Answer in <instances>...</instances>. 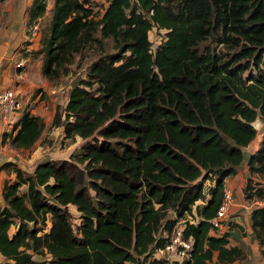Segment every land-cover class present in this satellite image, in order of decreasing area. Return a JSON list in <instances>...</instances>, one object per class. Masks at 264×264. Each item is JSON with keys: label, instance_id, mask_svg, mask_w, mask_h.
Segmentation results:
<instances>
[{"label": "trees", "instance_id": "obj_1", "mask_svg": "<svg viewBox=\"0 0 264 264\" xmlns=\"http://www.w3.org/2000/svg\"><path fill=\"white\" fill-rule=\"evenodd\" d=\"M103 2L98 13L93 0H55L47 77H57L98 30L117 48L101 54L55 110L51 126L62 124L64 138H84L79 150L39 160L32 170L15 165L6 180L0 251L13 259L7 264H35L40 250L52 255L50 264H139L142 257L165 264L154 252L170 240L178 217L194 210L199 220L183 230L192 247L179 264L245 257L230 229L213 232L209 218L226 177L247 163L264 168V133L248 162L243 149L264 116V0ZM46 4L34 0L31 19ZM156 26L165 33L154 47L149 32ZM209 36L220 46H202ZM45 126L26 107L12 145L33 146ZM207 179L214 183L206 192ZM257 190L264 193H250ZM245 192L250 196L248 186ZM70 203L80 211L76 228ZM252 220L262 244L264 205Z\"/></svg>", "mask_w": 264, "mask_h": 264}, {"label": "rangeland", "instance_id": "obj_2", "mask_svg": "<svg viewBox=\"0 0 264 264\" xmlns=\"http://www.w3.org/2000/svg\"><path fill=\"white\" fill-rule=\"evenodd\" d=\"M3 1L6 0H0V31L9 29V24L13 19L10 21L8 20V16L10 14V9H5L4 11L1 10L3 6L1 5ZM10 2V0H8ZM13 1V0H12ZM18 0H15V4L11 2L12 5H17ZM176 1V0H175ZM33 1L31 5H29L22 13V11L18 12V7H15L16 14L18 19L22 21V17L25 19V29H24V38L23 41L18 44L17 47L11 48L13 54V57L10 59L14 60L13 62L16 63L17 60L21 59L22 66H20L23 69H26L27 67H30L32 71L38 72L40 75L43 73V64L46 57V51L48 47V40L51 33V27H52V15L55 5V0H47L46 9L43 15L32 18L30 17L31 7H32ZM93 5L97 8L96 10L101 12L102 7L104 5L103 0H93ZM18 6V5H17ZM9 8V7H8ZM96 11V12H97ZM41 17V19H39ZM40 23H38V21ZM35 22L38 23L37 26H35ZM165 30L164 28L159 27H153L150 32V38L154 44V47L164 38ZM207 43H211L212 45L220 46L221 43L217 41V36H209L204 41L201 42V45H205ZM117 44L116 41L111 36H104L100 33L98 30L94 37L90 39L85 46L78 52H75L73 59L71 62H67L65 66L62 68L60 74L57 77L49 78V82L55 84L59 87L61 86L60 90V96H61V102L65 101V97L67 96V93L69 89L72 87V85L77 82L80 78L87 79L89 78L88 72L91 68V65L93 62L103 53L111 52L116 50ZM18 62V61H17ZM9 86L18 89L19 87L13 83ZM97 82H93L92 85L89 86V88L92 91L97 90ZM39 89H43V87H39ZM46 91V90H45ZM58 90H56L57 92ZM58 93V92H57ZM44 95V93L42 94ZM260 117V114L257 116L256 119ZM262 122L260 121L258 123V126H261ZM15 133V132H14ZM55 133L56 137L58 138L59 134ZM262 134L260 136L258 135V131L256 134V138L262 137ZM13 135V134H12ZM11 138H5L3 137L0 141V150L3 152H6V154H9L11 156L12 163H8L4 166V173L5 175L0 178V185L3 186L8 179H13L15 177V174L13 173L11 176L12 171H14L15 165H19L23 168H26L27 166L32 167L31 165L35 164V161L39 159H46V157L51 156L53 158H57L56 156H59L62 153H66L69 157L73 155V152L79 150L82 143L85 141L84 138H82L80 135H76L74 138H64V135L61 134V136L56 141H52L53 139H50V142L48 141L49 138L47 136L41 138L40 143L43 144L44 142L48 143V146L46 143H44L45 148H40L43 151L46 149L45 155L44 153L40 155L38 158L33 157L31 154V150L33 149H20L12 145ZM255 138V139H256ZM252 141V142H251ZM249 144L244 146V149L246 151L245 159L248 162L249 156L251 153L255 152L258 148L257 142L251 140ZM37 143L36 145H38ZM249 151V153H247ZM41 153V152H40ZM39 153V154H40ZM49 158V157H48ZM61 158V157H58ZM27 169V168H26ZM232 179H225V182H233V191H234V204L231 208L232 212L229 214V223L226 226L223 225L222 228L214 229L212 230L215 233H224L225 231H228L229 229H233V232H231L232 235V241L235 242V244H239L244 247L246 251V256L243 258H237L230 262H218L216 257L210 261H208L206 264H264V242L261 244V241L252 226V213L254 208L257 206L264 205V193L257 190L256 194H252L250 192H254L255 188L257 187H263L264 188V168L260 170H253L249 167L248 163L246 165V170L244 172H239L234 178L233 175L230 177ZM211 182L213 184L214 181H211L207 179L205 181L206 192L208 191V186L211 185ZM248 183V185H247ZM231 184V183H230ZM245 186H248V193L250 196L247 195L245 192ZM206 200V199H204ZM260 201L262 204H260ZM197 203H203L201 201H197ZM196 206V205H195ZM70 207V206H69ZM72 221L74 223L75 228L77 227L78 223L81 221L78 214H75L72 212ZM79 213V212H77ZM170 216H175L174 211H170ZM200 218V215L197 213V211L194 210L192 213H186L183 216L178 217L177 222H179L178 225L183 223V219H188L192 222H197ZM51 221L48 219V225H50ZM234 223H238V225H235ZM13 229V227H12ZM46 229L48 230V226H46ZM262 235L264 236V227H262ZM154 255L157 256L156 251L154 252ZM160 255V252L158 253ZM164 255H166L168 258L164 257L163 259L171 262L167 264H179V260H182V257H179L177 254H172L171 252H166ZM35 256L38 257V262L42 264H50V258L52 255L44 250L36 251ZM163 255H161L162 259ZM151 257H142L141 262L145 264H151ZM187 258V257H186ZM176 262V263H174ZM165 263V264H166Z\"/></svg>", "mask_w": 264, "mask_h": 264}, {"label": "crops", "instance_id": "obj_3", "mask_svg": "<svg viewBox=\"0 0 264 264\" xmlns=\"http://www.w3.org/2000/svg\"><path fill=\"white\" fill-rule=\"evenodd\" d=\"M13 1L10 0L9 2L8 0H6V1H3V3L1 4L3 6L1 10L4 11L5 9H10L8 20L10 21L11 19H13V22L12 21L10 22L9 29L0 31V88L7 87L10 84L15 83L19 87L18 89H20L23 93L24 103L27 106V108L30 109L33 113L39 114L45 120V123H46L45 129L42 133V136L37 140V142L31 147H27V148L20 147V149H24V148L28 150L33 149L30 152L32 156L36 158L37 156L39 157L40 155H42L43 153L45 154L46 152V149L44 151L42 149L40 150V148H43V147L45 148L44 143H46L44 142L43 144H41L40 143L41 138L47 136L49 138L48 140L49 142H50V139H53L52 141H56L61 136V134L64 133V130H63L64 127L62 124L51 126V122H52L57 106L59 104L62 107L64 106L68 98V93H67V96L65 97V101L61 102V96H60L61 86L60 85L58 87L55 84L49 82V79H47V76L45 74L43 75V73H41V75L38 72L34 73L30 67V64H29V67H27L26 69L21 68L20 66L22 65L16 64L17 61H22L21 59L17 60L16 63L13 62L14 60L10 61V59L13 57V54H11L12 52L11 48L17 47L18 44H20L23 41V38L25 35L24 33L25 19L24 17H22V21L18 19L17 16L19 14L18 13L16 14L15 7H18V10H19L18 12L22 11L23 13V11L29 5H31L32 1L34 0H18L16 1L18 6L17 5L11 6V2L15 4V0ZM41 17L39 19H41ZM40 21L41 20H39L38 23H40ZM38 23L35 22V26H37ZM41 86L43 87V89L38 90V88ZM56 90H58L57 91L58 93L56 92ZM43 93L44 95H42ZM15 131H16L15 125H14V129H11L5 124L1 125L0 126V141L2 140L3 137L10 138L12 134H14ZM53 132H56L57 134H59L58 138ZM260 139L261 137L253 140L254 142L255 141L257 142V146L259 145ZM37 143L39 144L36 145ZM46 145L48 146V143H46ZM249 151L250 150H248L247 153H249ZM245 154H246V151L244 149V155ZM63 156H67L66 153H62L56 157L58 158V157H63ZM48 157L53 158L51 156H48ZM48 157H46V159ZM7 160H11V156L9 154H6V152H3L0 150V178H2L3 175H5L4 167L2 166V164L5 163ZM39 160H42V158ZM39 160L35 161V164L31 165L32 167L27 166L26 168L30 170L34 169L36 163ZM245 170H246V166L243 169H240L237 173H235L233 175V178L239 172H244ZM13 173L15 174V172L12 171L11 176H14L12 175ZM231 176L232 175L226 177V180L232 179L230 178ZM232 183L233 182L231 181L228 183L225 182L226 186H230L231 188H233ZM4 204H5V199L3 197V183H2V186L0 185V208ZM260 204H262L261 201H260ZM69 206L72 212L80 216V211L78 210L77 206L74 203H70ZM231 212L232 210H230V213ZM15 229H16V226L12 225L10 228V232L11 233L14 232ZM230 232H233L232 228L230 229ZM231 238H232V235H230V242L235 244V242H233ZM36 258L38 259V257ZM7 262L12 263L13 259L7 258L0 251V264H7ZM35 264H42V263L36 262Z\"/></svg>", "mask_w": 264, "mask_h": 264}, {"label": "built area", "instance_id": "obj_4", "mask_svg": "<svg viewBox=\"0 0 264 264\" xmlns=\"http://www.w3.org/2000/svg\"><path fill=\"white\" fill-rule=\"evenodd\" d=\"M17 65H21L22 61H18ZM27 106L24 103L23 93L20 89H15L11 86L0 88V126L6 125L11 129H14V125L21 113ZM201 202H205L204 199H199ZM234 204V191L230 186L224 185V195L220 205L218 206L217 212L214 216L210 217V221L213 226L222 228L229 219L230 210ZM188 220V219H187ZM187 220L183 219V223L178 225L176 222L175 228L172 231L170 240L163 247L156 249L157 257H166V252L177 254L179 257L188 256L192 247L193 239L185 238L183 230L187 225ZM192 222V221H190ZM160 252V255L158 253ZM179 261V259H177ZM167 263H171L167 261ZM166 263V264H167ZM176 263V262H174Z\"/></svg>", "mask_w": 264, "mask_h": 264}, {"label": "bare ground", "instance_id": "obj_5", "mask_svg": "<svg viewBox=\"0 0 264 264\" xmlns=\"http://www.w3.org/2000/svg\"><path fill=\"white\" fill-rule=\"evenodd\" d=\"M260 119H261L262 124H261V126H259V128H258V135H257V136H260L261 133H262L263 130H264V116L260 117Z\"/></svg>", "mask_w": 264, "mask_h": 264}, {"label": "water", "instance_id": "obj_6", "mask_svg": "<svg viewBox=\"0 0 264 264\" xmlns=\"http://www.w3.org/2000/svg\"><path fill=\"white\" fill-rule=\"evenodd\" d=\"M262 116H263V115H262ZM262 116H261V117H262ZM262 133H264V130H263V132H262ZM139 264H143V263H142V262H140Z\"/></svg>", "mask_w": 264, "mask_h": 264}]
</instances>
